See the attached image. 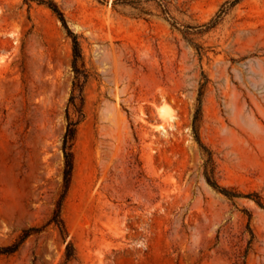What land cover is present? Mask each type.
<instances>
[{
    "label": "rangeland",
    "instance_id": "1",
    "mask_svg": "<svg viewBox=\"0 0 264 264\" xmlns=\"http://www.w3.org/2000/svg\"><path fill=\"white\" fill-rule=\"evenodd\" d=\"M53 1L89 74L67 239L48 223L72 41L47 6L0 0V248L43 228L0 264H264V0ZM200 98L214 179L240 197L206 180Z\"/></svg>",
    "mask_w": 264,
    "mask_h": 264
},
{
    "label": "trees",
    "instance_id": "2",
    "mask_svg": "<svg viewBox=\"0 0 264 264\" xmlns=\"http://www.w3.org/2000/svg\"><path fill=\"white\" fill-rule=\"evenodd\" d=\"M26 3H38L39 5L47 6L53 11L54 14L61 20L64 28L67 31L68 37L72 41V51H73V62L72 69L74 72V82L71 96L68 102L67 108V129L63 138V152L65 158L64 166V182H63V191L60 196L59 201L56 204L53 216L50 219L48 225H54L60 232L63 239H67V229L65 222L62 218V209L66 196L68 194L72 175L74 171V155H73V146L76 140L78 126L85 119V97L84 89L89 79V74L84 65L83 51L81 43L77 35H75L68 27L67 21L64 13L58 7V5L53 0H25ZM239 3V0H236L232 3V6H235ZM201 114H202V99H199V106L195 113L193 121V131L195 139L200 145L201 149L205 152L207 159L205 162V177L207 182L216 190L223 193L230 199L240 197L241 195L234 193L226 188L221 187L216 180L214 179V162L212 158V153L203 145L200 138V123H201ZM258 204L259 201H257ZM43 230V228H31L25 230L21 237L12 245L0 248V255L10 256L14 255L19 251L21 246L26 242V240L33 234H38ZM75 256L74 248L71 243L67 244L66 248V263L70 262Z\"/></svg>",
    "mask_w": 264,
    "mask_h": 264
},
{
    "label": "bare ground",
    "instance_id": "3",
    "mask_svg": "<svg viewBox=\"0 0 264 264\" xmlns=\"http://www.w3.org/2000/svg\"><path fill=\"white\" fill-rule=\"evenodd\" d=\"M166 113V112H165ZM167 114V113H166ZM163 116V115H162Z\"/></svg>",
    "mask_w": 264,
    "mask_h": 264
}]
</instances>
